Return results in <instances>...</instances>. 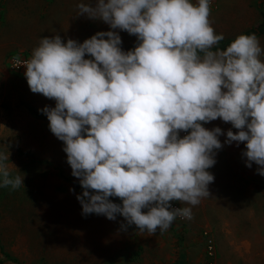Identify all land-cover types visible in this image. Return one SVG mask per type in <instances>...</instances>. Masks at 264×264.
I'll use <instances>...</instances> for the list:
<instances>
[{"label": "rangeland", "instance_id": "374dc122", "mask_svg": "<svg viewBox=\"0 0 264 264\" xmlns=\"http://www.w3.org/2000/svg\"><path fill=\"white\" fill-rule=\"evenodd\" d=\"M261 6L264 0H3L11 13L9 19L0 14V45L10 59L0 63L1 264H15L8 255L22 264H201L204 254L216 264L218 248L225 264H264V103L254 94L264 86V35L194 58L181 73L186 94L175 88L164 101L155 97L179 59L172 42L151 37L118 52L148 24L193 46L237 37L261 19ZM102 45L105 51H98ZM22 55L39 61L40 76L12 68L11 59ZM166 103L180 114L214 115L215 137L226 141H202L203 157L186 164L226 168L225 217L236 220L195 224L169 197L191 214L186 224L172 210L142 202L138 192L156 189L153 184L137 190L139 200L133 197L123 214L96 192L107 188L87 167L98 164L110 173L111 164L96 160L91 145L108 152L112 143L118 149L108 153L125 165L143 156L159 179L201 187L185 180L191 176L186 167L172 173L169 159L150 157L135 125L122 126V108L135 119L140 109L165 111ZM28 106L82 127L90 143L72 131L63 135L55 121L34 117ZM243 127L242 139L226 134Z\"/></svg>", "mask_w": 264, "mask_h": 264}, {"label": "crops", "instance_id": "0c3cea01", "mask_svg": "<svg viewBox=\"0 0 264 264\" xmlns=\"http://www.w3.org/2000/svg\"><path fill=\"white\" fill-rule=\"evenodd\" d=\"M2 4L3 0H0V14L6 12L5 17L7 19V15L11 12L8 11V9H3ZM2 9L3 11L1 12ZM4 47V45H0V63L2 64L6 61H10V59L7 58L6 48ZM172 92L170 93V95L172 94ZM163 106L165 111L161 109L160 113L158 112L157 108H152V112L150 113L148 111L149 107L147 108V110L145 108L140 109V113L137 112L138 118L136 116L135 119H131V112L129 109L124 110L122 108L120 114L122 126L127 127L129 125H135L137 127L135 132L137 133V135H140L138 139L143 142L144 151L148 152L150 157H152L153 159L160 157L169 159L170 163L172 164V173L184 174V170H186V167L188 176L191 175L192 177H186L185 180L189 182L191 179H193L194 181L199 182L201 187L199 189H194L189 186H185V188H183L174 183L175 178H173V180L170 179V181L159 179V176H155L157 170L155 169L154 164L148 166L142 160L143 156L135 158L130 157L131 160L126 162L128 171L127 191L130 193L129 209L131 207V203L134 200L133 197L139 200L137 198L138 196L136 191L147 184H153L160 193L178 201L184 209L191 212L194 215L193 220L195 221V224H197V222L210 223L236 220V218L225 217L227 213L226 206L228 205L226 202L227 194L224 189V183L228 179L225 177L226 168L224 166H220L219 164L207 168L195 167L193 165L186 164L188 162L190 163L192 161H195L198 157L199 159L201 156L203 157V147L201 146L202 141H226L225 137H215V133H219V130L216 129L219 128V124L215 125L210 123L213 122L212 119L214 115L209 114V112L201 114L194 109L193 111L191 109L189 111V114L185 115L180 114L177 108L172 109L167 103L163 104ZM123 111H125L126 113H123ZM78 112L80 113L79 115H82L81 111ZM206 121L207 124H204L206 123ZM184 127L191 129V131L195 134V139L188 140L180 138L176 143L170 142V137L174 133L177 134ZM67 131L75 132L73 130H61V133L65 135ZM115 131V134H121L125 132L124 129H121V131L117 132L118 128H115ZM236 132L237 134H235V131H230L226 134L231 137V140L242 139L243 136L248 134V130L245 127ZM234 134L235 136L232 137ZM106 145L109 147L108 144ZM111 149L112 151L117 150V144L112 143ZM136 150H138L135 154L137 156L139 149ZM107 151L112 152L110 149H107ZM181 151H184V153H180ZM215 156L217 157V159H219L218 155ZM179 162L184 165H181ZM217 162L219 163V160ZM150 163H152V160ZM176 179L181 182V179ZM230 205L232 206L233 204ZM229 214L233 215L231 213ZM193 220L190 219L186 221L187 223H185L190 224L193 222ZM198 260L199 263L200 261H202L201 264H208V259L205 254L202 255V258H198ZM247 261L248 259L246 260V262ZM215 263L225 264L223 258L220 257L219 248L217 249Z\"/></svg>", "mask_w": 264, "mask_h": 264}, {"label": "trees", "instance_id": "16d2710c", "mask_svg": "<svg viewBox=\"0 0 264 264\" xmlns=\"http://www.w3.org/2000/svg\"><path fill=\"white\" fill-rule=\"evenodd\" d=\"M262 35H264V7H261V19L237 37L219 38L200 46H193L178 40L172 31L168 30L162 25L148 24L134 40L122 44L118 48V52L119 55H124L133 49L140 41L151 37H164L172 42V44L179 51V59L175 64L172 73L163 83L159 94L155 97L157 101H164L175 88H178L183 94H186L185 86L181 82V73L191 60L215 52L230 51L242 46H246ZM92 51L95 52L96 50L92 48ZM98 51H105V46L102 45ZM254 94L259 101L264 103V86L256 87L254 89ZM28 110L34 117L55 121L57 128L61 130L75 131L90 143V138L82 127L73 126L52 113L41 111L34 107L28 106ZM91 149L96 160L111 164L109 166V171L111 173L112 180L115 182L119 181L121 184V188L116 190H107L97 187L96 192L111 204L114 211L121 214L126 213L129 209L130 193L126 190H123L124 186H128V171L123 158L118 155L103 152L94 145H91ZM64 178L67 179L68 177L64 176ZM73 184L74 186L81 188L78 183L73 182ZM8 258L15 264H22L16 257L8 255ZM1 262L3 261L0 260V263Z\"/></svg>", "mask_w": 264, "mask_h": 264}, {"label": "built area", "instance_id": "2783aa9c", "mask_svg": "<svg viewBox=\"0 0 264 264\" xmlns=\"http://www.w3.org/2000/svg\"><path fill=\"white\" fill-rule=\"evenodd\" d=\"M11 65L14 70L27 73L33 78H37L41 73V65L39 61L31 56L22 55L13 57L11 59ZM180 138L194 140L195 134L191 131V129L184 127L177 134L172 135L171 140L174 142H178ZM180 153L183 154L184 151H181ZM87 171L100 183L102 187L112 190L118 188L116 182L112 180L110 173L104 171L100 165H89L87 167ZM138 196L146 205L166 207L172 210L176 213L177 217L180 220L186 221L191 217V214L189 212L183 211L181 206L173 201V199L163 196L151 186L138 192ZM207 253L210 259L215 256L216 249L212 241H210Z\"/></svg>", "mask_w": 264, "mask_h": 264}]
</instances>
